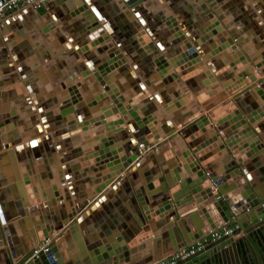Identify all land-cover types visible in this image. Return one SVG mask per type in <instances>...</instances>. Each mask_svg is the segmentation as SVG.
Listing matches in <instances>:
<instances>
[{"label": "crops", "instance_id": "1", "mask_svg": "<svg viewBox=\"0 0 264 264\" xmlns=\"http://www.w3.org/2000/svg\"><path fill=\"white\" fill-rule=\"evenodd\" d=\"M129 1L56 0L39 10L22 9L0 26V118L5 120L0 127V146L4 148L7 144H14L7 148L10 149L7 157H0V195L9 214L7 224L12 245L20 253L11 258V245L0 219V242L4 241L0 245V264H8V257L11 264H26L33 248L40 242L39 231L47 228L51 233L50 227H57L56 224L60 223V220L56 221L57 217L63 221L74 210L77 217H81L80 240L84 243L87 236L90 241L100 242L104 247L105 242L120 234L119 228L125 216L136 214L131 196L136 193V188L132 179L144 183L146 173L153 168L159 171L162 162H166L169 173L180 167V172L185 174L188 164L182 154L193 139L199 140V145H202L212 137L219 136L218 140L194 153L195 158H202V165H207L218 176L224 175V159L229 155L230 148L244 145L245 154L249 151L246 136L255 130L243 128L239 131L236 128L235 125L243 121L237 118L239 106L229 93L231 89L234 93H240L253 83L249 76L241 82L236 79L248 65L242 62L232 65L237 59L233 56L235 52L232 48L217 53L214 50L220 43H225L222 37L229 38V32L233 31L248 47L249 54L257 57V63H264V0H147L136 7H131ZM81 5L85 7L83 11L79 10ZM101 17L109 25L105 26ZM98 21L105 29L104 43L109 47L103 53L90 46L93 42L90 38L92 25ZM211 25L221 27L214 37L215 43L208 45V42H204L202 45L205 49L195 62L180 60L175 67L166 62V68H171L173 78L170 79L169 74L161 76L159 56L164 55L168 61L182 53L187 43L201 41ZM150 44L155 50L152 53L146 49ZM110 51L118 53V60L113 62L115 68H111V64L109 68L111 75L120 73V92L126 97L123 103L125 107L129 110L136 104L148 106L150 112L144 113L141 108L138 112L141 117L157 121L154 126L153 122L148 124L152 132L160 135L174 133L161 142L157 150L139 157L137 162L140 164H136L130 175L124 174L123 179L119 177L111 184H105L103 177L109 173L107 164L97 165V157L87 160L84 157L94 150L96 136L108 137L112 130L108 131L106 123L100 120L99 124L87 128L89 130L85 133L82 128L76 127L74 111L71 113L74 117L72 124L66 121L69 124L64 126L66 116L62 109L65 100H70L75 93L71 86L77 85L79 90L87 89V103L94 99L99 92L95 90L98 81L92 74H79V79L76 71L82 67L85 70L91 67L90 64L93 66L90 58L94 57L95 66L101 65ZM249 70L258 79L264 78L254 65ZM211 72L216 81L208 85ZM179 79L182 83H179ZM191 79H194L196 91L186 83ZM112 84L118 83L114 81ZM213 86L219 89L217 97H223L220 101H215L216 98L207 93ZM184 97L186 102L177 107L176 102ZM239 100L250 108H264V94L261 95L253 87L248 95L240 96ZM211 104H214L211 109H206ZM75 106L76 102H73V109ZM168 107L171 110H167ZM256 110L249 113L251 117ZM98 113H102V110ZM204 116L209 122L200 125L198 122ZM253 117L256 119L250 123L252 127L264 123V115L256 113ZM122 125L128 127V135H135L136 131L130 129L129 125ZM221 127L230 134L227 138L229 143L221 138ZM183 129L189 131L188 137L181 135ZM5 135L7 144L4 143ZM238 136L242 137L240 142L231 145ZM124 137L123 133L121 139ZM33 139L38 141L36 146L30 144ZM123 143L124 140H121L117 147ZM213 151L216 152L208 156ZM244 157L246 175L264 190V153L256 157L258 161L253 156ZM169 163L173 165L172 168ZM172 174L175 178L176 173ZM235 179L230 178L224 183L231 191L240 188L241 184ZM154 183L155 188L160 186L159 179ZM178 190L180 185L176 183L170 189V194ZM190 213L191 210L184 212V218ZM151 215V221L147 224L150 226L148 235L142 240V243L148 240L150 245L137 249L138 264H150L160 254L173 250L170 242L164 238L167 230L163 223L167 215L156 212ZM247 215L245 213L240 218L245 219ZM243 227L245 230V225ZM63 230L57 229L51 235L58 238L60 254L67 260L71 247L74 246L78 252L79 248L73 234L69 233L70 240L61 236ZM245 245V241L228 245L227 254L233 260H228L227 264H236V260L239 264L243 263ZM258 252L257 256L262 253ZM140 257L147 259V262L143 263ZM211 261L212 256L207 255L194 264Z\"/></svg>", "mask_w": 264, "mask_h": 264}, {"label": "water", "instance_id": "2", "mask_svg": "<svg viewBox=\"0 0 264 264\" xmlns=\"http://www.w3.org/2000/svg\"><path fill=\"white\" fill-rule=\"evenodd\" d=\"M146 1L147 0H130L129 5L131 7H136ZM94 31V34L97 37L102 36L105 32L104 28L100 25L99 30L94 29ZM219 31H221L220 26L218 28L216 25H211V27L209 26L207 28V31L205 34H203V37H201V41H195L192 44L187 43L186 46L182 48V53L176 55L168 61L164 55H160L159 60L162 66L160 68V75L163 76L169 74V78L172 79L173 76L170 73L172 70L171 68H166V66L171 64L173 67H175L178 65L177 62L180 60H193V57L196 55V52L193 50H195L197 46L203 44L204 42H208V45L215 43L214 37L219 33ZM229 33H231L230 37L227 39L222 37L225 43H220L219 47L216 49V51L214 50V52L217 53L218 51H222L223 49L229 47L235 52L233 55L234 58H237L236 62L232 65L240 62L243 64H248L250 62L248 66H246V68L239 73L236 79L249 76L253 83L248 84L247 87L240 91V93H234L233 90H230L229 92L233 96L234 101L239 106V110H236V114H238L237 118L242 119L243 121V123H237L235 125L236 128H238L239 131H241L243 128H252L255 130V132L246 136L245 143L249 146V151H247L245 154L244 145H237L242 137H235L231 145L237 146L233 147L232 149L230 148L229 155L224 159V175L218 176L217 173L211 171V168L207 167V165H202L200 163L202 158H195L194 153L202 147L211 144L215 140H218L219 136L216 135L212 137L207 141L206 144L203 143L202 145H199V140H195L191 137L193 141L188 143V149L183 151L182 154L184 156L185 162L188 164V169L185 174L180 172V167L175 168V171H172V173H176L174 178L173 174L169 173L166 167V162H162L160 164L161 168L159 171L153 168L146 173L144 183H139L132 179L133 185L136 188V193L134 195L131 194V196L134 198L132 200L135 203L134 208L136 214L130 213L128 216H125V220H122L119 228L120 234L117 233L113 240L110 239V241L105 242L103 245L104 247L101 246L100 242L95 243L90 241L87 236L85 237L84 243L82 240H80L81 238L80 235H78V232L81 217H77L78 215L74 210L73 213L69 212L63 221L57 217L56 221L60 220V223L56 224L57 227L54 225L50 227L51 233L47 228H45L39 231L38 235L39 240L41 241L44 239V237L51 236L55 229L63 230L64 228L61 236L68 237V240H70L69 233L73 234V239H75L78 244L79 252L76 250V248H74V246H72L67 260H64L60 254L61 252L56 240L48 253H41L38 258L29 260L27 264H138L139 258L136 256L137 249H145L150 245L148 240L143 243L142 240L148 235L150 226H147V224L151 221L152 212H156L157 214L165 213V216L167 215L164 217L163 223L166 225L165 229L167 230V232L164 234V238L170 242L172 249H175L178 246L187 244L194 238L199 237V235L206 232L211 226H214L215 221L228 219L232 215V206L237 207L235 213H240L242 216L245 214L244 211L247 208H250V211L247 212V218H240V222L246 227L244 230V236L238 239L230 238L221 241L217 245L209 248L207 251L183 264L197 263L207 255L212 256V261L207 264H215V262L227 264L228 260H233V258L227 254L228 245L231 242H234L237 245L238 243L245 241L246 245L244 248H246V252L242 254V259L247 258L254 260L259 253L258 250L264 253V208L260 205V202L264 200V190L256 181H250V176L248 177L245 173L244 164V155L250 157L253 156V158L257 160L256 157H259L262 152L264 153V138H262V134H264V123H260L255 127L250 125V123H253L254 119H256V117H253L256 113L260 114V116L264 115V108H250L245 102H241L239 100L240 96L248 95L252 87H254V89L257 90L261 95L264 94V78L258 79L256 75L252 74L249 70V68L254 65L256 69L259 70V72L264 76V63H257V57L251 56L249 54L246 47H244L241 38L234 34L233 31H230ZM105 39L106 37L104 40ZM106 47H108V45H106ZM201 47L202 48L200 49H202L203 52L205 46L201 45ZM146 49L149 53L155 51L153 45L147 47ZM116 55H118L117 52L115 54L111 53L109 57L107 56L106 58L111 59L114 57V59H118ZM106 58H103V65L99 66V70H96L94 74L97 78V81H99V84H96L95 90H98V88L101 89V85H103V90H99V94H96L94 99L88 103V107L94 106L96 108L95 110H97V108L100 107V104L102 103L100 102L101 98L104 97L101 92L106 90L108 93V98L111 100V102L108 104V109H105V115L110 116L113 113H117V116H119V113H121V122L127 120V124L131 123L133 127L137 129L135 134L137 143L133 142L132 140L125 141L126 138L121 139L123 133H116V135L110 134L108 138H105L102 142L97 144L93 154L89 155L90 158L99 156L97 159H95L97 161V165L103 166V164H107L109 167V173L103 178L105 180V184H111L119 177L123 179L122 176H124V174L130 175L134 171L135 166H137L136 164H140V162H137L138 143L143 142L146 146L149 144H156L160 146L161 142L166 140L168 137L173 136L174 132H167V134L165 133L163 135L154 134L148 124L153 122L152 124L154 125L157 121H154L153 118L145 116L141 117L138 112L139 108H141L144 113L150 112L149 107L146 105L141 106L136 104L127 110L123 104L126 101V97L122 95L121 92H119L115 85L110 86L112 84L110 81L112 80L109 78L112 76L107 75L106 69L109 68V64L112 61L110 60L108 63ZM166 62H168V64H166ZM187 71L188 70L184 71L183 74ZM212 73L213 72L209 73L207 81L208 85H211L216 81V79L211 75ZM221 78L223 79V76H221ZM178 81L179 83H182L181 79ZM241 81L242 80L240 79L239 82ZM186 83L191 86L193 91H196L194 79L186 81ZM218 91L219 89L216 86H213L212 89L207 93L210 97L216 98L215 101H220L223 97H217L219 93ZM182 100V102H186V97L182 98ZM179 102H181V100L176 102L177 106H180ZM214 104L208 105L206 109H211ZM84 106L85 104H82L81 109L83 113H86L89 111V108ZM167 110H171V107H168ZM254 110H256V113L253 112L254 115L251 117L249 113ZM100 118H104L103 115L96 117L95 119L99 121ZM257 118H259L258 115ZM132 119H134V121H131ZM200 119L202 120L198 122L199 124L209 122L206 116ZM91 121L93 122V120ZM69 122L72 124L73 120ZM69 122H65L64 126H67L66 124H69ZM87 124H89V122L79 121L78 126L80 128V126H85ZM219 130L221 131V138L224 139L226 143H229L227 138L230 136V134L227 131H223L222 127L221 129L219 128ZM187 134H189V131L186 129L181 130V135L183 137H188ZM121 140H124V143L117 147V144H120ZM33 141H35V143L37 142V140L33 139L30 141V143L34 144ZM191 148H194L193 151H191ZM215 152H211L208 156ZM169 165L171 168L173 167L172 164L169 163ZM230 178H236L235 180L241 184L240 188H236V190L231 191L224 184ZM156 179H159L160 181V186L158 188H155L154 180ZM176 183H179L180 190L170 194V189L174 187ZM214 190H216L217 193L214 194ZM2 197L3 196L0 195V201L3 207L2 211L0 209V219L4 225L7 241L11 245V258H14L17 257V255H20V253L19 251L15 250L12 245L13 242L10 238V230L7 224L9 214L6 203ZM52 202L55 203V201ZM193 208L194 210H192ZM188 210H191V213L184 218L183 213L187 212ZM177 216L179 217L177 218ZM129 222H132L130 226L128 225ZM3 243L4 241H1L0 245H3ZM136 244L139 245L138 248L135 247ZM212 248L216 249L210 251ZM48 255H50L51 258H48ZM236 255L238 259V251L236 252ZM159 256H161V254ZM11 258L8 257V264H11ZM140 259L143 261V263L147 262V259H142V257H140ZM236 262L238 263V260H236Z\"/></svg>", "mask_w": 264, "mask_h": 264}, {"label": "built area", "instance_id": "3", "mask_svg": "<svg viewBox=\"0 0 264 264\" xmlns=\"http://www.w3.org/2000/svg\"><path fill=\"white\" fill-rule=\"evenodd\" d=\"M53 1L56 0H0V26L22 9L31 8L39 10ZM157 149L158 145L156 144H149L146 146L143 142H140L138 143L137 157H143L148 152ZM260 205L264 208V200L260 202ZM236 210L237 207L232 206V215L228 219L215 221L214 226H211L206 232L199 235V237L194 238L187 244L178 246L167 254H162L150 264H183L221 241L230 238H240L244 234V227L240 222L241 214L235 213ZM249 211L250 208H247L244 213ZM56 240H58V238L54 237V235L44 237V239L33 248L28 259H35L38 258L41 253H48ZM48 258H51V256L48 255Z\"/></svg>", "mask_w": 264, "mask_h": 264}, {"label": "bare ground", "instance_id": "4", "mask_svg": "<svg viewBox=\"0 0 264 264\" xmlns=\"http://www.w3.org/2000/svg\"><path fill=\"white\" fill-rule=\"evenodd\" d=\"M88 4V3H87ZM87 6V5H86ZM84 10V6H82L81 5V7H80V11H83ZM77 11V10H76ZM77 13V12H76ZM79 13V12H78ZM94 15H96V14H94ZM97 18V17H96ZM98 19V18H97ZM101 20L103 21V23H105V26L106 25H109L107 22H106V20L105 19H103L102 17H101ZM254 23V22H253ZM99 24H100V22L98 21V23H96V22H94L93 23V25H92V32H93V34L90 36V38H92V40H93V42L91 43V45L90 46H92V47H96V49H99L98 51L100 52V53H103L104 51H106V49L107 48H109V47H106L105 46V43H104V36L103 35H106L105 33L102 35V36H95V34H94V29H98L99 30ZM101 26V25H100ZM103 26V25H102ZM105 30V29H104ZM258 34V33H257ZM242 40V39H241ZM202 45V44H201ZM100 46H102V47H100ZM149 46H151V45H148V47ZM186 46V45H185ZM244 47H246V49H247V51H248V47L247 46H245L244 45ZM152 48V47H151ZM153 48H154V46H153ZM202 48V47H201ZM197 49V50H196ZM196 51L195 50H193L194 52H196V55L193 57V60H191V62H195V60H197V58L199 57V55H200V52H202L201 51V49H200V46H197L196 47ZM200 49V50H199ZM241 49V48H240ZM111 52L112 51H110V54H111ZM209 56V55H208ZM43 57V56H42ZM109 57V56H108ZM91 59V61L93 62V66H92V64H90L91 65V67L89 66V68H87L86 70H84L83 72H82V74H83V76H87V75H91V70H92V68L93 69H97V71L99 70L98 69V67H99V65L98 66H95L96 64V61L94 60L95 59V57H94V59H92V58H90ZM90 59H89V61H90ZM106 60H108L107 62L109 63V61L111 60L112 62L110 63L111 64V68H115L114 66V64H113V62L114 61H117L118 59H114V57L113 58H111V59H106ZM239 61V60H238ZM250 63V62H249ZM248 63V64H249ZM103 64V63H102ZM101 64V65H102ZM247 63L246 64H244V65H248ZM100 65V66H101ZM240 70V69H239ZM95 72L96 71H94L93 72V74L92 75H94L95 74ZM106 72H107V75H109V76H112V77H110L109 79H111L112 81H110V82H114L115 81V75H111V69L109 68V69H106ZM118 75H117V77H118V79H119V83H120V79H121V76L119 77V74L120 73H117ZM79 75V73H78V71H76V76H78ZM243 80L244 78H238V80ZM96 80H97V78H96ZM98 83H99V81H98ZM117 84V83H116ZM243 84V83H242ZM81 88H83L82 87V85H80V84H78ZM110 86H114V84H111ZM116 87H117V89L119 90V92H120V85L119 84H117V85H115ZM236 86V85H235ZM89 87V86H88ZM101 87V89L100 88H98V90H103V85H101L100 86ZM71 88H72V90H74L75 91V93H74V95H72L70 98V100H65V103H64V108L62 109V113L66 116V120H64L65 122L66 121H71L74 117H73V115H71V113H73V111H74V114H75V117L77 118V125H78V123H79V121H82V122H89V124H87V125H85V126H80V128H82V130L86 133V132H88L87 130H89V129H87V128H89V127H93V126H95V124H99V122H100V120H102V122H105L106 123V128H107V130L108 131H110V130H112V132L111 133H109L108 134V137H109V135L110 134H112V135H116V133H124V134H126L125 135V137H124V139H125V141H128V140H132L133 142H135V143H137V138H136V136L135 135H128V132H129V129H128V127H123V125L122 124H124V123H126L127 124V120H124L123 122H121L122 120H120V119H122V115H121V113H119V116H117V113H113L112 115H110V116H107V115H105V109H108V107H109V105L108 104H110V102H111V100L108 98V93H107V91L106 90H104V91H102L101 92V94H103L104 95V98L102 97L101 98V101L100 102H102L101 104H100V107H98L97 108V110H95L96 108L94 107V106H92V107H88V103H87V99H85V98H87V94H86V90H83V89H81V90H79L78 89V87H77V85H75V86H71ZM254 88V87H253ZM232 90V89H231ZM229 91V90H228ZM257 91V90H256ZM83 96H82V95ZM98 94H99V92H98ZM97 94V95H98ZM34 96H35V94H33ZM89 95V94H88ZM84 97V98H83ZM182 101L183 100H181V102H179V104H181L182 103ZM73 102H76V106H75V108L73 109ZM175 102V101H174ZM82 104H85V106L84 107H88L89 108V111L88 112H86V113H83L82 112V109H81V106H82ZM176 106H177V104H175ZM174 105V106H175ZM178 107V106H177ZM173 108V107H172ZM99 110H102V113H98L99 112ZM128 110V109H127ZM98 113V114H97ZM101 115H103V117L104 118H100V120L99 121H97L95 118L96 117H100ZM114 118V119H113ZM48 119L49 120H51V118H49L48 117ZM47 119L44 117V121H46ZM91 120H93V122L91 121ZM110 120V121H109ZM131 121H134V119H132ZM159 122V121H158ZM48 123H50V121L48 122ZM48 123H46V124H48ZM64 123V122H63ZM127 125H129V127H130V129H133V131H137V129H135L134 127H133V125L130 123V124H127ZM154 126V125H153ZM79 127V126H78ZM83 127H84V129H83ZM47 128V127H46ZM154 128H156V127H154ZM168 130V129H167ZM154 131V130H153ZM83 132V133H84ZM167 132V131H166ZM51 134V133H50ZM136 134V133H135ZM135 136V137H134ZM6 137H7V135H5V136H3V138H4V140H5V144H7L8 142H7V140L8 139H6ZM108 137H105L104 135H101V136H96V138H95V140H96V142H95V144L93 145L94 146V150L91 152V153H87L86 155H85V159L87 160V159H90V157H89V155H91V154H93V152L95 151V146L97 145V144H99L100 142H102L105 138H108ZM35 140H37V139H35ZM135 140V141H134ZM37 144H38V141L36 142ZM36 143H34V144H31L32 146H36L37 144ZM36 144V145H35ZM14 144L13 143H11V144H7V147H2L1 148V146H0V157H7L8 156V154L10 153V149H7V148H11L12 146H13ZM168 145V144H167ZM5 149H7V150H5ZM95 157H99V156H95ZM94 158V157H93ZM138 159H139V157H138ZM96 161V160H95ZM0 209H1V211L3 210V207H2V204L0 203ZM57 229H55L54 230V232L56 231ZM6 236V235H5ZM7 239V238H6ZM30 260V259H29ZM29 260H28V262H29ZM27 261H26V264L28 263ZM22 264H24V263H22Z\"/></svg>", "mask_w": 264, "mask_h": 264}, {"label": "flooded vegetation", "instance_id": "5", "mask_svg": "<svg viewBox=\"0 0 264 264\" xmlns=\"http://www.w3.org/2000/svg\"><path fill=\"white\" fill-rule=\"evenodd\" d=\"M241 262H243L242 264H264V253L262 252L254 260L245 258L242 259ZM237 264H239V262Z\"/></svg>", "mask_w": 264, "mask_h": 264}, {"label": "rangeland", "instance_id": "6", "mask_svg": "<svg viewBox=\"0 0 264 264\" xmlns=\"http://www.w3.org/2000/svg\"><path fill=\"white\" fill-rule=\"evenodd\" d=\"M85 70H86V69H85ZM96 70H97V69H93V68H92V70H91V74H93V72L96 71ZM79 71H80V72H79ZM79 71H78V72H79L80 76L83 75L82 72L84 71V67H82ZM117 75H118V74H117ZM117 75H115V82L119 84V79H118ZM80 76H78L79 79H80ZM82 77H83V76H82ZM94 77H95V75H94ZM95 78H96V77H95ZM4 124H5V120H1V118H0V127H2Z\"/></svg>", "mask_w": 264, "mask_h": 264}, {"label": "snow or ice", "instance_id": "7", "mask_svg": "<svg viewBox=\"0 0 264 264\" xmlns=\"http://www.w3.org/2000/svg\"><path fill=\"white\" fill-rule=\"evenodd\" d=\"M33 143H35V141H33Z\"/></svg>", "mask_w": 264, "mask_h": 264}]
</instances>
